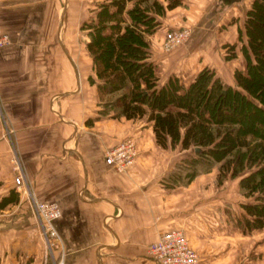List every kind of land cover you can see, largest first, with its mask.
Wrapping results in <instances>:
<instances>
[{
    "label": "crops",
    "instance_id": "obj_1",
    "mask_svg": "<svg viewBox=\"0 0 264 264\" xmlns=\"http://www.w3.org/2000/svg\"><path fill=\"white\" fill-rule=\"evenodd\" d=\"M103 1L0 0V22L11 39L0 48V202L12 190L18 194L0 203V264H51L63 253L65 264H157L148 245L173 228L186 231L200 264H264V226L245 232L237 223L236 204L244 199H236V179L219 183L213 166L190 181L169 180L190 149L162 147L145 116L101 111L85 24L96 20ZM190 2L158 14L162 26L148 34L162 79L187 77L168 69L160 41L165 25L184 22L178 11L195 5L213 4L203 16L217 19L216 0ZM209 38L198 44L208 49ZM192 56L190 62L199 60L193 78L213 61ZM126 138L137 154L119 171L105 153ZM14 157L32 195L61 205L54 225L62 241L52 251L28 193L22 185L18 191Z\"/></svg>",
    "mask_w": 264,
    "mask_h": 264
},
{
    "label": "trees",
    "instance_id": "obj_2",
    "mask_svg": "<svg viewBox=\"0 0 264 264\" xmlns=\"http://www.w3.org/2000/svg\"><path fill=\"white\" fill-rule=\"evenodd\" d=\"M129 1L131 7H127ZM184 4L185 0L165 4L106 0L98 5L96 20L85 25L94 70L90 79L97 84L101 111L117 108L115 116H145L162 147L190 149L176 163L169 180L190 181L213 166L218 168L219 183L236 179L242 197L252 198L239 202L242 213L237 223L245 232L263 227L264 0H253L247 9L239 34L245 65L234 69V82L226 85L210 66L188 82L176 73L160 77L148 34L162 26L158 14ZM227 45L232 48L235 43ZM16 200L18 194L12 190L0 203Z\"/></svg>",
    "mask_w": 264,
    "mask_h": 264
},
{
    "label": "rangeland",
    "instance_id": "obj_3",
    "mask_svg": "<svg viewBox=\"0 0 264 264\" xmlns=\"http://www.w3.org/2000/svg\"><path fill=\"white\" fill-rule=\"evenodd\" d=\"M190 1L188 0V2H186L189 6L193 5V1ZM216 1L219 4L217 8H214L216 12H218L216 20L214 19V14H211L209 17L203 16V12L212 8L213 4L207 9L204 7L196 8L197 6L199 7V5H195L196 7L192 6L188 8V10L183 8L181 9V12L178 11L177 16H179L181 20L185 19L184 22L169 23L168 25H165V29L161 30L160 32L163 34V37L161 40L160 37L158 39L161 41V49L164 51L161 52L164 56H168V59L170 60L169 64H167L168 69L172 71L176 69V72L179 71L184 73L187 76L184 77L186 81L192 78L191 75L195 69L194 67L197 68L199 66V60L197 62H190L188 60L190 55H193L192 57L195 55V58L197 59L199 55H202L204 58L207 56L209 61H213L212 63H209V66L216 70L225 85L229 84L230 82H234V69L237 67L241 68L245 65V56L242 51V41L239 39V34L243 29L247 9L253 0ZM186 26L189 28V34L182 43L176 44L168 50L162 47V39H164L166 30L170 28L173 29ZM222 34L224 35L222 40L223 42H219L217 35ZM201 38H203L201 43H203L206 38H209L210 40L208 43H210L212 46L210 45L211 47L207 49L203 45L198 44ZM242 39L244 40V36ZM227 43H235V46L231 48L227 45ZM161 52L159 51V53ZM232 53H235V56L229 57L232 55ZM108 108L111 107L108 106ZM233 182L234 181L232 180L229 182L230 192ZM236 191L237 201L241 199L247 201L252 199H245L239 196L237 185ZM236 208L240 209V206L236 204Z\"/></svg>",
    "mask_w": 264,
    "mask_h": 264
},
{
    "label": "built area",
    "instance_id": "obj_4",
    "mask_svg": "<svg viewBox=\"0 0 264 264\" xmlns=\"http://www.w3.org/2000/svg\"><path fill=\"white\" fill-rule=\"evenodd\" d=\"M189 34V28L180 27L168 29L162 39V47L166 50L176 44L182 43ZM11 42L10 35L3 29L0 22V48L8 46ZM137 154L136 143L132 138H126L119 144L111 147L105 153V161L115 169L122 171L134 161ZM15 159V169L19 171L15 176L18 191L22 190L21 185L28 193L31 205L37 214L41 232L43 233L47 246L52 249L62 240L59 231L54 225V221L61 215L62 208L59 202L38 199L32 195L30 185L26 183L22 166L17 157ZM150 256L157 264H200V255L191 245L189 237L183 228H173L162 231L159 236L148 245ZM51 264H65L64 253L61 257L54 259Z\"/></svg>",
    "mask_w": 264,
    "mask_h": 264
},
{
    "label": "water",
    "instance_id": "obj_5",
    "mask_svg": "<svg viewBox=\"0 0 264 264\" xmlns=\"http://www.w3.org/2000/svg\"><path fill=\"white\" fill-rule=\"evenodd\" d=\"M197 149H199V147H197Z\"/></svg>",
    "mask_w": 264,
    "mask_h": 264
}]
</instances>
